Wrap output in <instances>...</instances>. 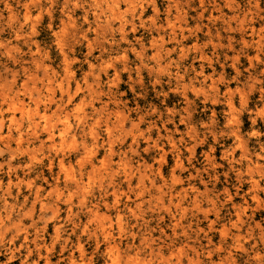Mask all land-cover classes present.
Masks as SVG:
<instances>
[{"label": "clouds", "instance_id": "1", "mask_svg": "<svg viewBox=\"0 0 264 264\" xmlns=\"http://www.w3.org/2000/svg\"><path fill=\"white\" fill-rule=\"evenodd\" d=\"M0 264H264V0H0Z\"/></svg>", "mask_w": 264, "mask_h": 264}]
</instances>
